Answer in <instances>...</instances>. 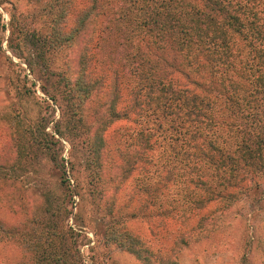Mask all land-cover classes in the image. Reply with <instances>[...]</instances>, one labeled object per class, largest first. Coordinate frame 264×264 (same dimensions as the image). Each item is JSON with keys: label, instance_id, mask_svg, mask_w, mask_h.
Wrapping results in <instances>:
<instances>
[{"label": "trees", "instance_id": "trees-1", "mask_svg": "<svg viewBox=\"0 0 264 264\" xmlns=\"http://www.w3.org/2000/svg\"><path fill=\"white\" fill-rule=\"evenodd\" d=\"M47 4L48 33L24 30V40L48 83L41 90L60 108L56 134H69L84 152L96 186L108 174L127 179L141 156L142 219L177 225L183 245L231 225L241 200L264 202V0ZM63 48L74 55L57 63ZM123 120L136 128L114 142L109 129ZM34 131L13 132L0 156L1 188L58 143ZM11 156L18 169L7 165ZM41 202L46 216L42 193ZM0 204L28 215L8 191H0ZM35 212L17 225L0 218V245L19 249L12 264H82L74 232L48 215L43 224ZM108 228L107 241L143 264H175L143 238Z\"/></svg>", "mask_w": 264, "mask_h": 264}, {"label": "rangeland", "instance_id": "rangeland-1", "mask_svg": "<svg viewBox=\"0 0 264 264\" xmlns=\"http://www.w3.org/2000/svg\"><path fill=\"white\" fill-rule=\"evenodd\" d=\"M47 3L48 0H0V156L13 143L14 131L43 130L58 141L48 142L46 156L41 154L32 166H24L25 172L16 170L14 183L0 187L13 199H22L28 215L10 214L0 204V218L7 225H17L36 211L35 218L47 224L48 215L51 224L58 222L74 232L82 264H143L117 242L107 241L109 225L116 233H128L141 243L143 238L154 250L162 249L163 256L175 264H264L263 201L254 204L241 200L231 225L211 238L191 239L183 245L177 240V225L161 226L159 220L152 224L142 219L141 156H137V171L127 179L118 173L108 174L96 186L88 177L83 167L84 152L70 143L69 134H56L57 130L63 133L60 108L41 90L42 84L49 88L48 83L24 40V30L48 33L52 13ZM73 55L74 50L63 48L55 61L61 63ZM135 128L129 121H118L109 129V136L115 142L122 135H132ZM49 155H55V160ZM8 163L18 169L16 157L11 156ZM41 193L51 208L46 216L40 211ZM19 254L13 245H0V264H12Z\"/></svg>", "mask_w": 264, "mask_h": 264}]
</instances>
